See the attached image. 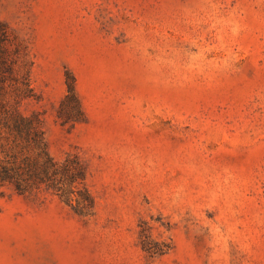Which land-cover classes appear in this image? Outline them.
Listing matches in <instances>:
<instances>
[{
	"label": "rangeland",
	"instance_id": "obj_1",
	"mask_svg": "<svg viewBox=\"0 0 264 264\" xmlns=\"http://www.w3.org/2000/svg\"><path fill=\"white\" fill-rule=\"evenodd\" d=\"M0 34V264H264V0H0Z\"/></svg>",
	"mask_w": 264,
	"mask_h": 264
},
{
	"label": "trees",
	"instance_id": "obj_2",
	"mask_svg": "<svg viewBox=\"0 0 264 264\" xmlns=\"http://www.w3.org/2000/svg\"><path fill=\"white\" fill-rule=\"evenodd\" d=\"M2 42V35L0 34V43ZM4 54V51L0 48V56ZM4 61L3 59H0V70L4 69ZM67 80H71V77L67 76ZM67 99L74 101L75 102V93H74V86H73V82L70 81V83H67ZM24 122L25 124L21 123ZM12 130L14 132H16L17 134L20 133H25L27 137H29V139H31L33 141L34 144H38L39 142H41L42 138V132L38 127H33L31 125V120L27 119V118H20V122L19 123H15L12 127ZM43 145V144H42ZM44 157L48 160V162L50 161L49 156L45 150V147L42 148V152H41ZM61 172L62 174H64L69 180L74 181L75 177L77 176H81V170L80 169H76L75 172L74 171H70L67 164H64L62 166H60L57 169L53 170V173L50 174L46 168L42 169L41 172L39 173H33L31 177H33L34 179H36L39 183H48L49 182V186L55 188L56 192H59L60 189L59 187L55 186L52 183V178L54 176H56L58 174V172ZM13 180V175L9 173L8 170L2 168V170L0 171V181H12ZM51 182V183H50ZM16 186L18 187V183H16ZM82 191L81 196L84 202H86L88 204V206H92V198L90 196V194L88 193L86 187L82 186ZM66 202L68 203V201L66 200ZM143 250L145 252H147L150 255H155V254H163L162 251H158L156 249H151L150 247H146L143 246Z\"/></svg>",
	"mask_w": 264,
	"mask_h": 264
}]
</instances>
